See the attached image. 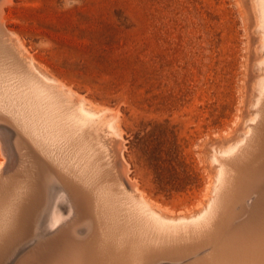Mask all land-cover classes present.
Wrapping results in <instances>:
<instances>
[{"label":"rangeland","instance_id":"374dc122","mask_svg":"<svg viewBox=\"0 0 264 264\" xmlns=\"http://www.w3.org/2000/svg\"><path fill=\"white\" fill-rule=\"evenodd\" d=\"M253 1L14 0L3 4L0 17L6 28L19 37L43 75L83 99V109L93 115L92 132L117 134L116 140L103 143V167L97 178H108L106 183L112 185L114 192L124 191L127 184L123 172L165 215L190 217L201 212L212 199V187L221 170L214 153L220 151L221 155L240 139V134H246L256 113L263 34ZM4 45L0 48V68L5 78L1 89L13 91V98L24 94L26 99L33 94L46 104L55 102L62 122L59 125L64 124L62 128L67 133L82 134L83 124L70 110L71 99L63 95L53 102L49 93L55 89L49 93L45 89L36 90L35 94L29 92L20 84L14 50ZM15 102L11 107L13 113ZM0 108L6 111L9 106ZM109 113L116 114L117 119ZM71 122L73 130L68 128ZM50 161L53 163L51 158ZM107 170L114 173L109 172L113 174L110 178L106 177ZM244 188L245 185L237 192L223 193L219 234L207 246V256L198 259L219 261L218 251L228 229V212L239 211L240 205L233 203L247 193ZM250 200L249 209L255 198ZM126 208L131 224L136 217H132L131 208ZM132 223L137 227L136 222ZM49 241L44 239L42 243ZM31 243L29 249L33 248L34 242ZM185 245H172L167 248L169 252L155 251L157 256L149 251L146 257L150 259L136 255L142 263L146 262L143 264H156L159 260L169 264L160 255L168 252L171 256L176 251L174 259H182L188 244ZM178 246L184 249L179 250ZM28 248L20 249L21 255H26ZM62 258L57 264L64 263ZM13 261L10 264H15L17 258Z\"/></svg>","mask_w":264,"mask_h":264},{"label":"bare ground","instance_id":"6f19581e","mask_svg":"<svg viewBox=\"0 0 264 264\" xmlns=\"http://www.w3.org/2000/svg\"><path fill=\"white\" fill-rule=\"evenodd\" d=\"M7 1L14 2L0 0V16L2 6ZM253 3L261 22V31H256L263 34V55L257 65L262 70V76L257 80L256 113L246 134H240V139L221 155L220 151L214 153L213 157L220 162L221 170L212 187V199L201 212L190 217L165 215L158 206L145 198L137 186L127 180L123 172L122 177L127 184L124 191L119 189L114 192L112 185L106 183L108 178L105 181L103 177V181L97 178L103 167L100 163L104 155L101 151L105 150L103 143L106 145L105 140L112 138L116 140V130L115 134H94L93 115L90 116L83 109V99L70 94L69 89L43 75L19 37L6 28L0 17V48L8 44L14 50V63L22 78L20 84L34 94L39 89H45L48 93L50 89H55L49 93L53 102H58L63 95L69 97L73 104L70 110L78 115L83 124V128H80L82 134L67 133L62 128L64 124L62 127L59 125L62 122L55 102L46 104L37 96L32 97L33 94L26 99L24 94L13 98V91L0 87V105L4 108L9 106L6 111L0 108V116L10 119L8 121L0 117V264H10L15 258V264H57L64 254L68 255L62 258L63 264H143L145 261L142 263L137 253L147 259L149 251H154L156 255H152L157 256V253L165 252L162 250L172 245L175 248V245L182 244H188L184 247L187 248L185 252H182L184 258L174 259L176 251L170 256L169 249L166 252L168 254H161L160 258L166 259L163 261L168 263L170 261L169 264H264V0H254ZM1 70L2 84L5 78ZM14 99H20V102L16 103ZM13 102L17 106L14 105V113L11 112ZM113 116L110 114L113 118L117 115ZM70 124L72 122L67 125L68 128ZM110 125L109 129H112ZM109 172L112 171L107 170L105 174L110 178L114 173L109 175ZM22 179L24 181L19 183ZM14 182L15 185H12ZM244 185L245 188L249 185L247 193H243L246 196L243 198L242 195L235 201L236 204L232 202L236 207L240 205L239 211L228 212V229L219 243L221 252L216 249L220 253L219 261L210 262L211 258L206 257L198 259L209 252L210 247L207 249V246L219 234L218 215L219 208L223 207L220 206L223 193H233ZM252 198L255 200L249 209L248 201ZM123 206L133 210L132 217L136 219H131L137 223V227L132 222L130 224L127 217L130 215L126 214L127 208L123 210ZM87 210L92 214L88 215ZM79 232L86 234L80 235ZM44 239L50 241L42 243ZM32 241L33 248L29 249ZM179 246L180 250L182 247ZM26 247L28 253L21 255L20 249ZM185 259L186 262H192L186 263ZM155 263L162 264L161 260Z\"/></svg>","mask_w":264,"mask_h":264}]
</instances>
